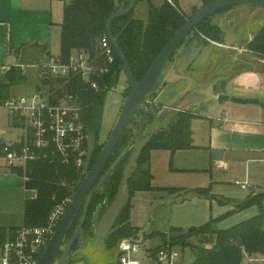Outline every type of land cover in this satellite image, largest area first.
<instances>
[{
  "label": "trees",
  "instance_id": "16d2710c",
  "mask_svg": "<svg viewBox=\"0 0 264 264\" xmlns=\"http://www.w3.org/2000/svg\"><path fill=\"white\" fill-rule=\"evenodd\" d=\"M60 1H64L60 56L67 60L73 52L85 51L92 58L101 59L99 42L102 37L108 36L107 23L115 11V5L117 4L118 7L128 6L130 0ZM140 1L148 3L149 15L147 21L136 19L133 10L130 14L117 19L111 25V35L127 58L137 84L142 81L165 46L190 19L180 8L179 0H164L163 5L160 7L154 6L151 0H137V4ZM217 1L220 0H203L204 7ZM234 8L222 10L214 16L224 14ZM212 17L203 21L188 37L183 44L185 51L189 50L194 41H198L203 45L209 44L206 39L216 43L224 41L225 33L218 24L213 23ZM247 50L251 52L252 56L264 59V24L259 27L253 39L248 43ZM175 55L168 65L173 61ZM123 75H125L124 65L116 56L115 64L110 73L104 75L100 80L102 87L99 91L90 90L87 84L78 79L62 87V81L53 80L46 76L41 78V83L51 89H57L60 94L71 93L77 97L82 109L84 132L88 135L94 133L99 139V137L101 138L107 94L118 86ZM26 82L27 76L22 73L20 68L16 66L9 67L5 75L0 78V100L9 99L11 88L23 85ZM105 86L107 87L106 90L104 89ZM130 93L131 88L128 83L125 90L126 99ZM156 117L157 114L154 109L143 110L142 107L140 108L107 166L105 174L108 173V175H106V179L93 193L89 204V216L96 211L98 206H101L103 211L109 208L118 193L124 171L131 156L136 151V146L145 138H149V140L143 148L137 163L133 166L127 182V186L131 190V196L137 192L158 191L170 195L175 193L180 195L185 192L186 194L217 201L221 205H231V201L225 198H217L212 194L211 187L186 192L183 189L155 188L153 186L152 151H171L174 154L177 151L195 149L191 129V123L196 118L193 113L180 111L169 115L166 118L168 120L166 128L147 134L148 125L155 121ZM106 142L98 141L93 165L100 156ZM12 172L20 177H26L25 186L35 191V197L27 199L24 203L23 220L24 226L27 227L45 226L56 203L72 194L82 178V173L75 165L72 162L69 165L64 164L59 155H50L45 159L27 164L26 168L13 169ZM254 206L259 210L256 216L229 229H213V225H216L219 221ZM130 218L131 206L129 203L120 214L115 228L105 240L104 249L106 250L107 259L111 257L107 264H115L119 256L118 246L122 240L133 239L137 236L138 228L130 224ZM162 235V244L155 249H151V252L167 245L181 250L190 248L195 256L191 264H244L247 257L264 256V193L248 196L244 202L234 206L233 210L219 218L211 219L192 233L173 227L168 233Z\"/></svg>",
  "mask_w": 264,
  "mask_h": 264
},
{
  "label": "crops",
  "instance_id": "0c3cea01",
  "mask_svg": "<svg viewBox=\"0 0 264 264\" xmlns=\"http://www.w3.org/2000/svg\"><path fill=\"white\" fill-rule=\"evenodd\" d=\"M54 1L0 0V78L9 67L24 66L27 82L23 85H27L29 69L45 58L60 55L63 12L61 19L57 17ZM151 3L160 7L164 0H151ZM179 5L190 18L204 7V2L179 0ZM216 22L213 23L225 33L222 43L203 45L190 68H186V62L184 64L188 51L181 47L180 56L176 53L164 71L156 102L167 109L173 106L174 110L181 108L180 111H190L196 116L191 123L195 149L174 154L152 151V184L155 188H177L186 192L211 187L217 198H225L236 206L254 190L264 193V72L259 70L264 69V61L256 60L258 66L234 72L230 71L231 65L223 61L215 67L216 71L210 52L247 48L264 24V7L238 6L217 15ZM178 57L180 66L176 67L174 63ZM35 70L34 92L40 88V74ZM13 88L9 97H19L12 93ZM11 125L21 127L17 120L11 121ZM6 134V131H0V142H7L3 138ZM0 173L5 174H0V190L17 185V180L7 176L17 174L3 167H0ZM236 182L248 183L251 187L249 191H243ZM231 185L239 190L235 191ZM240 192L248 194L241 197Z\"/></svg>",
  "mask_w": 264,
  "mask_h": 264
},
{
  "label": "built area",
  "instance_id": "2783aa9c",
  "mask_svg": "<svg viewBox=\"0 0 264 264\" xmlns=\"http://www.w3.org/2000/svg\"><path fill=\"white\" fill-rule=\"evenodd\" d=\"M206 40L216 44L210 39ZM99 47L101 59L92 58L85 51H75L67 60L60 55L45 58L33 66L40 74V88L37 91L0 100V108L5 109L11 119L19 121L22 130L14 142H0V167L12 171L26 168L27 164L50 155H59L64 164L72 162L83 176L88 134L83 129L82 109L77 97L71 93H58L57 89L43 85L41 78L48 76L62 81V87L78 79L87 84L90 90L99 91L101 78L110 73L117 56L107 35L101 38ZM16 67L26 74L24 66ZM23 179L27 180L26 177ZM235 185L243 191H249L251 187L242 182ZM72 198L70 194L56 203L45 226H22L14 230L0 228V264H39ZM118 252L115 264H181L183 261L182 251L177 247L167 245L151 252L141 240L135 239L122 240ZM140 255L143 259L139 258Z\"/></svg>",
  "mask_w": 264,
  "mask_h": 264
},
{
  "label": "rangeland",
  "instance_id": "374dc122",
  "mask_svg": "<svg viewBox=\"0 0 264 264\" xmlns=\"http://www.w3.org/2000/svg\"><path fill=\"white\" fill-rule=\"evenodd\" d=\"M54 2V11L57 17L61 19L64 1L55 0ZM148 11V4L145 1H140L134 8L133 14L136 19L147 21L149 15ZM216 18L217 15L212 17V21L214 23H217ZM181 49L185 50V47L183 46ZM181 49L177 52V56H180ZM243 49L244 50L241 51L211 50L210 55L215 61L212 67L216 70L215 67H218L219 62L227 61L229 66L231 65L230 71L234 72L251 69L253 65L258 66L256 60L264 61L263 58L252 56L251 52H249L246 47ZM176 60L177 61H175L176 63H174V65L176 67L180 66L179 57ZM181 60H183V58ZM185 62L186 60L184 61V64ZM259 70L264 72V69L260 68ZM28 73V84L21 86L18 85L12 89V93L15 96L34 93L35 83L37 81L36 70L31 68ZM126 80L125 75H123L118 86L109 91L107 94L104 106L102 132L100 138L101 142L107 141V138L111 135L119 119L123 105L126 101L125 90L128 87ZM157 90L152 96L147 97L141 106L143 110L154 109L157 114L155 121L148 125L146 131L147 134H152L155 131L166 128L168 123V120H164L163 122L159 121L161 115L166 113L167 108H165L164 105H158V102H156ZM190 102H192V100H190ZM180 110L182 109H173V111L170 112V115L176 114L177 112H180ZM11 121L14 122L15 120L9 117L8 112L5 109L0 108V131L4 130L7 132V134L3 137L7 142L15 141L22 133L20 130L21 128H14L11 125ZM0 174L2 176L5 175L3 173ZM7 176L8 178H13L18 182H16L17 185L12 188L0 190V226L16 228L22 227L24 226L23 213L25 200L34 198L35 191L30 190L25 186L23 177L11 174H7ZM18 183L22 185L20 186ZM231 186V188H235V191L239 190V188L235 185ZM261 192L262 191L254 190L250 196H255ZM247 194V192H240L238 195L245 197ZM130 206V224L133 227L138 228V234L133 239L141 240L147 250H151L162 244V234L168 233L171 228H181L184 231H188L191 227H201L202 225L208 223L211 219L219 218L221 215L229 212L235 205H221L215 201L211 203L208 199H202L201 197L186 194L185 192L180 195L176 193L174 195H170L169 193L161 194L158 193V191H153L135 193L131 198ZM258 211V208L254 206L242 212L235 213L232 216L219 221L216 225L218 229H229L251 217L256 216ZM102 247L103 245L98 247V249L94 247L91 251L89 256L91 264H107V262H103L105 261V258L103 259V256L101 255V251H103ZM181 251L183 255V261L181 260V264H191L195 257L191 249L186 248ZM139 258L143 259V256L140 255ZM244 264H264V257L257 256L255 258L253 257L251 260L246 259Z\"/></svg>",
  "mask_w": 264,
  "mask_h": 264
},
{
  "label": "water",
  "instance_id": "95a60500",
  "mask_svg": "<svg viewBox=\"0 0 264 264\" xmlns=\"http://www.w3.org/2000/svg\"><path fill=\"white\" fill-rule=\"evenodd\" d=\"M136 4L137 0H130L128 6L122 5L121 7H118V5L116 4L115 11L111 15L107 23L108 37L116 52L117 57L124 65V73L131 88V93L123 105L119 119L109 139L107 140L100 156L98 157L96 163L92 168L91 165L96 151L97 135L94 133L88 135V151L86 163L83 168V176L78 182L77 189L72 192V201L53 238L50 240L49 244L41 255L39 264H66V259L76 240L77 235L82 229V225L84 222L83 219L78 230L75 233L74 238L68 244L63 256L58 260L61 247L63 245L72 220L85 201L87 210L92 191L93 189H95L96 183L108 166L117 146L119 145L120 140L122 139L126 130L129 128L135 116L138 114L145 99L152 93H154L163 82V74L169 61L183 46L188 37L203 21L214 16L216 13L222 10L246 5L264 7V0H220L201 8L196 13H194L192 17H190L185 26L179 32H177L176 35L171 39V41L165 46L156 61L153 63L152 67L149 69L142 81L138 84L134 80L127 58L122 52L117 41L111 35V25L117 19L130 14L136 7ZM203 47V44L199 45L198 41H194L192 43L186 56V68H190L192 66V64L196 61V59L202 52ZM172 109L173 106L169 108V110L167 109L166 113L161 115L159 121L163 122L166 118H168ZM148 140L149 138H145L136 146V151L131 156L130 161L124 171V176L119 186L118 193L101 219L99 218L101 206H98L93 219L94 233L98 240L107 239L114 226L116 225L120 214L130 203L132 196L131 190L127 186V182L130 177L132 168L137 163L141 152L147 144ZM104 179L105 177L102 178V180L98 184V187L102 184ZM196 229L197 227H191L187 232L192 233ZM213 229L217 230V225H213ZM85 247L86 246H84L83 248ZM77 264L88 263L82 260Z\"/></svg>",
  "mask_w": 264,
  "mask_h": 264
},
{
  "label": "flooded vegetation",
  "instance_id": "af4514ba",
  "mask_svg": "<svg viewBox=\"0 0 264 264\" xmlns=\"http://www.w3.org/2000/svg\"><path fill=\"white\" fill-rule=\"evenodd\" d=\"M98 141H100V137H99V139L97 137V144H98ZM97 144H96V146H97ZM94 156H95V154H94ZM92 165H93V161H92ZM92 165H91V168L94 166V165L93 166ZM106 169H107V167H106ZM106 169L103 172V174L101 175V177L99 178L98 182L96 183L95 189H93V191H92V194L90 196V200H89V203H88L87 210H86V201H85L83 203V205L80 207L79 211L77 212V214L75 215L74 219L72 220V222L70 224V227H69L68 232L66 234L65 240H64L63 245L61 247L58 260L63 256L68 244L74 238L76 231L78 230L82 220L84 219V222H83V225H82V229L79 232V234L77 235L76 240H75V242H74V244H73V246H72V248L70 250V253H69V255H68L67 259H66V264H77V263H79L82 260H84V262H86L88 264H91V262H90L91 259L89 257L91 251L93 250L94 247L96 249H98V247H100L101 245H103V247H102L103 251H101V253H102L101 255L103 256V259L105 258V261H103V262H107L111 258V257H109L107 259L106 250L104 249L105 240H98L96 238V236H95V233H94L93 219H94V214H95L96 211L93 212L91 216H89V204H90L91 198L93 196V193L101 186L100 185L98 187V184L100 183L102 178L105 177V179H106V175L108 174V173L105 174ZM105 212L106 211H103V209L101 207V212H100V215H99L100 219L103 217ZM115 226H114V228H115ZM70 232H72V234H70ZM84 246H86V247L83 248ZM102 248H101V250H102Z\"/></svg>",
  "mask_w": 264,
  "mask_h": 264
}]
</instances>
